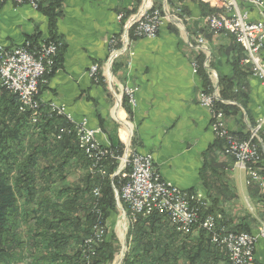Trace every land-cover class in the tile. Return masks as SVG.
Listing matches in <instances>:
<instances>
[{"label": "crops", "instance_id": "crops-1", "mask_svg": "<svg viewBox=\"0 0 264 264\" xmlns=\"http://www.w3.org/2000/svg\"><path fill=\"white\" fill-rule=\"evenodd\" d=\"M42 1V10L52 2ZM150 1L164 12L176 14L180 7L166 3L165 9L164 0ZM145 2L63 0L51 32L41 9L4 1L0 45L13 49L29 37L37 44L57 39L62 49L56 69L39 93L44 108L50 103L63 105L74 121L85 119L88 127L99 131L96 139L104 147L151 154L162 180L202 200L216 213L221 229L244 228L257 234L264 222V163L258 169L263 184L246 185L245 171L223 154V144L210 127L211 113L198 102L202 79L193 66L202 57L203 71L218 96L222 80L231 81L239 91L243 106L224 101L234 107L224 118L234 134L245 136L258 122L264 130V88L252 75L251 65L241 64L243 51L234 39L210 33L200 7L188 0L181 3L188 14L176 15L182 24L164 23L153 39L129 36L126 51L112 56L123 45L127 19ZM214 4L220 6L218 0ZM240 9L251 21L261 18L256 7L240 2ZM259 57L264 66V44ZM94 65L97 72L92 74ZM125 88L137 89L129 113L122 107ZM260 147L264 154L262 139ZM255 259L264 264L263 239L257 240Z\"/></svg>", "mask_w": 264, "mask_h": 264}, {"label": "trees", "instance_id": "trees-1", "mask_svg": "<svg viewBox=\"0 0 264 264\" xmlns=\"http://www.w3.org/2000/svg\"><path fill=\"white\" fill-rule=\"evenodd\" d=\"M182 1L166 0L170 7L180 6L181 17L188 14ZM188 1L200 7L203 17L217 12L196 0ZM62 2L52 0L42 10L43 1L37 0V10L48 18L51 32ZM26 41L31 48L43 44H37L34 37ZM44 43H54L57 49L50 70L39 84L38 97L42 85L54 73L62 49L54 37ZM202 61L200 57L195 62L197 75L202 79V90L211 93ZM220 86V100L214 103L212 115L222 112L225 118L234 107L224 101L244 103L231 81L222 80ZM122 107L129 113L126 98ZM42 112L44 115L32 124L29 113L18 111L16 96L0 91V264H111L117 253L115 235L106 226L117 211L112 184L120 192L128 178L111 177L117 167L112 159L103 162L104 175L91 174V162L78 149L73 134L56 140L57 129L67 127L66 121L59 116L47 117L43 106ZM232 134L239 140L249 136ZM215 140L222 142L227 156L225 142ZM111 149L118 156L122 154L121 146ZM260 153L257 169L264 163L262 150ZM73 176V181L69 180ZM206 215L213 216L216 229L221 230L216 213L204 207L201 216ZM96 224L104 230L101 242L92 239ZM227 232L249 233L244 228ZM126 237L128 251L122 264H230L227 254L211 243L208 232L198 229L181 235L165 216L138 217L130 223ZM88 239L92 242L87 244Z\"/></svg>", "mask_w": 264, "mask_h": 264}, {"label": "built area", "instance_id": "built-area-1", "mask_svg": "<svg viewBox=\"0 0 264 264\" xmlns=\"http://www.w3.org/2000/svg\"><path fill=\"white\" fill-rule=\"evenodd\" d=\"M11 1L16 5L27 4L37 10V0H0ZM240 0H219L222 12L203 19L205 27L217 33H225L234 37L235 42L241 46L244 57L242 65H251L252 74L260 80L264 88V66L259 57V52L264 44V1L241 0L246 5L260 10L261 19L251 21L248 13L242 11ZM136 14L126 21L125 35L121 37L122 47L112 51V56L126 51L130 33L138 39H153L164 23L178 24L176 14L170 15L167 11L160 16V10L152 7L151 1H146ZM123 15L117 17L121 20ZM198 43L202 45V40ZM57 45L54 43L41 44L31 48V43L26 41L22 46L7 49L0 45V90H6L17 98L18 109L22 113H29L30 121L36 124L42 115V106L38 99V88L42 77L53 64V56L56 54ZM197 64L194 63V72ZM90 72L95 74L97 67H91ZM136 88H125V96L130 106L135 105L134 94ZM218 101L217 90L206 93L201 90L198 94L199 104L211 113L210 127L215 139L225 142L224 153L234 159V164L243 169L247 175L246 185L252 183L263 184L256 164L260 160L259 134L263 133L262 124L257 123L245 140H239L226 128L222 112L212 115L214 103ZM45 112L49 117L59 116L63 118L67 127H59L56 140L67 134H73L77 141L78 149L91 162L90 173L97 172L104 175L103 162L112 159L117 162V167L112 177L128 178V181L116 193V207L120 211V219L123 229L128 228L129 223H135L138 217L165 216L181 235H188L195 230L202 229L210 234V241L221 251H224L230 264H256L255 248L258 239L264 240V222L258 228L257 234L233 233L223 229H216V220L211 215L201 216V209L206 204L189 191L180 190L163 181L153 165L151 154H139L130 149L122 155H116L110 147L102 146L96 139L99 132L87 126L86 120L76 122L66 111L63 105L50 103ZM213 119V120H212ZM98 190H94L97 196ZM103 227L96 224L94 227V241H101ZM88 239L86 243H91Z\"/></svg>", "mask_w": 264, "mask_h": 264}, {"label": "rangeland", "instance_id": "rangeland-1", "mask_svg": "<svg viewBox=\"0 0 264 264\" xmlns=\"http://www.w3.org/2000/svg\"><path fill=\"white\" fill-rule=\"evenodd\" d=\"M146 1H149V0H146ZM200 3H202V4H207V5H209V6H211L212 8L211 9H215V10H217V12L216 13H214V14H210V15H208V16H213V15H216V14H219V13H221L222 12V9L220 8V7H215L214 5V0H198ZM219 1V0H218ZM264 1V0H263ZM240 2L241 3H244L243 1H239V5H240ZM152 3V2H151ZM166 0H164V8L166 9ZM156 5L154 4V2H153V4H152V7L154 8V9H158V10H160V16L162 15V17H163V14H165L164 13V11L160 8V7H155ZM144 7V6H143ZM142 7V8H143ZM178 9V8H177ZM181 8L179 7V10H178V12L179 11H181L180 10ZM171 15H174V13H170ZM259 15H260V13H259ZM132 16V15H131ZM261 16V15H260ZM130 17V16H129ZM177 17V16H176ZM178 19H181L180 17H177ZM205 18V17H204ZM203 18V19H204ZM261 19V18H260ZM170 23H172V22H170ZM179 23H181L182 24V20H181V22L179 21ZM174 24V23H173ZM174 25H176V24H174ZM207 28V27H206ZM208 29V31L210 32V33H212V34H225V33H223V32H221V33H219V32H217V33H215V32H213V31H211L209 28H207ZM159 31V30H158ZM228 35V34H227ZM229 36H231V35H229ZM233 39H234V37L233 36H231ZM130 39H132V40H137L138 38L137 37H135V36H131L130 37ZM235 41V40H234ZM241 48V47H240ZM8 49V48H7ZM242 50V49H241ZM243 57H244V53H243ZM193 71H194V66H193ZM198 73V69H197V72H196V74ZM251 73H252V68H251ZM253 75V74H252ZM212 90H214V89H212ZM1 91V90H0ZM6 91V90H5ZM8 92V91H7ZM218 94V93H217ZM124 98H126V96H124ZM38 99H39V97H38ZM127 99V98H126ZM134 99H135V94H134ZM220 100V98H219V96H218V101ZM127 103H128V105H130L129 104V102H128V99H127ZM41 104V103H40ZM42 106V105H41ZM18 111H19V109H18ZM20 112V111H19ZM20 113H22V112H20ZM46 113V115H47V112H45ZM42 115H44L43 114V112H42ZM41 115V116H42ZM40 116V117H41ZM47 117H49V116H47ZM211 123V122H210ZM229 131V130H228ZM231 133V132H230ZM250 133V132H249ZM262 136H261V134H259V139L261 140L262 138H261ZM127 150H129V148H127ZM126 151V150H125ZM125 151H124V149H122V155L125 153ZM113 175V174H112ZM112 175H111V177H112ZM76 176V175H75ZM75 176H73V177H71L69 180H72L73 181V179H74V177ZM76 178H77V176H76ZM113 178V177H112ZM112 188H113V193H114V200H115V203H116V193H115V191L117 192L118 190L115 188V186L112 184ZM119 193V192H118ZM117 204V203H116ZM116 210L117 211H115L116 212V214L113 216V218L112 219H109L108 221H107V224H106V226L108 227L107 229V231H110V232H113V234L115 235V238H116V244H117V253L115 254V257H114V260H113V262L111 263V264H122V262H123V259H124V256H125V254H126V252L128 251V246H127V242H126V239H127V237H126V234H127V232H128V229H129V226H130V223H129V226H128V228H124L123 229V222L121 221V219H120V211L118 210V208L116 207ZM102 240H103V237H102ZM101 242V241H100Z\"/></svg>", "mask_w": 264, "mask_h": 264}, {"label": "bare ground", "instance_id": "bare-ground-1", "mask_svg": "<svg viewBox=\"0 0 264 264\" xmlns=\"http://www.w3.org/2000/svg\"><path fill=\"white\" fill-rule=\"evenodd\" d=\"M167 12H168V11H167ZM168 13H169V12H168ZM169 14H170V13H169ZM170 15H171V14H170ZM178 21H180V22H181V20H179V19H178ZM240 47H241V46H240ZM196 72H197V68H196ZM196 72H194V73H196Z\"/></svg>", "mask_w": 264, "mask_h": 264}]
</instances>
